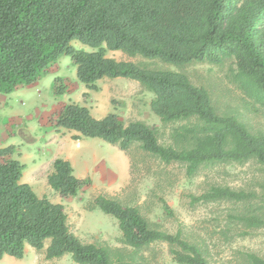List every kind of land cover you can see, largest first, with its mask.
Masks as SVG:
<instances>
[{
    "label": "trees",
    "instance_id": "obj_1",
    "mask_svg": "<svg viewBox=\"0 0 264 264\" xmlns=\"http://www.w3.org/2000/svg\"><path fill=\"white\" fill-rule=\"evenodd\" d=\"M75 41L95 51L77 49ZM108 51L146 62L119 61L108 57ZM64 56L71 58L79 82L90 92H99L103 79L136 81L153 95L149 108L163 125L182 124L171 132L172 142L164 144L145 121L124 123L114 112L97 119L87 106L69 103L51 124L56 130L79 133L74 140L100 139L125 153L136 145L165 164H183L189 178L220 164L254 161L264 166V133L252 131L236 114L221 113L210 92L185 73L149 63L184 68L222 66L232 60L236 69L230 78L249 100L248 108H264V0H0L1 96L37 83ZM69 87L56 78L54 93L63 95ZM14 154V146L0 148V260H22L31 247L45 249L48 260L70 256L76 264H134L153 244L166 243L176 264H212L206 246L181 231L162 230L138 207L104 195L97 196L90 209L116 219L124 247L83 242L70 228L65 205L40 198L22 181L25 165L13 159ZM48 185L70 200L90 180L78 178L71 163L59 158ZM192 198L250 205L258 196L255 191L212 185ZM252 207L231 218L247 228L264 226L258 208ZM243 259L246 264H264V257L253 252L243 253Z\"/></svg>",
    "mask_w": 264,
    "mask_h": 264
},
{
    "label": "rangeland",
    "instance_id": "obj_2",
    "mask_svg": "<svg viewBox=\"0 0 264 264\" xmlns=\"http://www.w3.org/2000/svg\"><path fill=\"white\" fill-rule=\"evenodd\" d=\"M73 45L77 49L95 51L77 41L73 42ZM107 56L119 61H145L141 57L130 58L120 51H108ZM149 63L153 67L185 73L193 84L210 92L215 106L221 113L236 114L252 131L264 133V108L256 106L257 111L252 105L251 109L248 108L249 100L245 99L243 93L231 81L233 69H236L232 60L222 66L203 63L184 68L165 65L159 61ZM57 77L70 85L69 92L55 95L52 84ZM98 86L99 92L89 91L88 97L85 98L86 93H83L87 88L79 82L77 68L71 58L64 56L51 65L37 88L16 90L17 92L6 95L5 103L8 105L1 108L0 118H3L10 108H14L19 114L20 128L26 133L30 128L33 136H41L42 138L38 139L41 140L45 139L44 130L47 128L40 126V116L43 115L42 120L47 119L46 124L49 125L62 104L74 102L90 108L92 115L97 119L114 112L124 123L132 120L145 121L156 130L161 143L172 142L171 132L182 124L163 125L149 108L153 95L145 91L138 82L125 78L103 79L98 82ZM64 135L69 140H74L73 137L76 136L72 131L65 132ZM18 137L22 138L19 131ZM82 139L81 143L70 144L67 152L75 164L76 176L88 174L90 180V185L86 186L77 198L62 199L56 192L48 189L45 181L35 185L41 195L48 194L50 201L62 202L61 204L65 205L70 228L83 242L112 248L124 247L116 219L100 209H90L93 200L99 195H104L123 204L138 207L146 218L159 225L162 230L172 234L181 231L188 240L206 246L210 251L212 264H246L243 253L247 252L264 257V226L247 228L231 218V215L237 212L248 210L251 204V209L258 208L257 214L264 218V166L254 161L244 165L220 164L203 168L196 176L189 178L183 164H165L145 154L136 145L129 153H125L117 146L100 139ZM23 140L27 141L28 137H23ZM43 142L32 144L34 155L38 154L39 157L45 150ZM122 159L127 163L125 173L122 171ZM212 185L255 191L258 198L250 205L193 201L192 196L199 197ZM48 245L49 242L46 247ZM0 264L76 263L70 256L48 260L45 249L36 251L28 247L24 259L6 256L0 260ZM134 264L176 263L168 244L155 243L140 253Z\"/></svg>",
    "mask_w": 264,
    "mask_h": 264
},
{
    "label": "crops",
    "instance_id": "obj_3",
    "mask_svg": "<svg viewBox=\"0 0 264 264\" xmlns=\"http://www.w3.org/2000/svg\"><path fill=\"white\" fill-rule=\"evenodd\" d=\"M50 74V73H49ZM59 78V77H57ZM56 79V78H55ZM42 79H40L37 83L23 87V88H18L17 90H33L34 88H37L40 85V82ZM55 82V80H54ZM52 87H54V83L52 84ZM33 88V89H32ZM54 89V88H53ZM88 90V89H87ZM84 92L83 94L87 93L89 94V90ZM25 91H21L25 93ZM17 92V91H15ZM11 95V94H10ZM6 97L0 95V112L1 108H4V106H7L8 104L5 103ZM74 103V102H72ZM67 105V104H62L61 109H59L57 112L60 113L62 108ZM48 114V113H46ZM50 114V113H49ZM43 119V115H41ZM55 118V116H54ZM40 121V126L45 127L47 129L44 130L45 136L43 138L38 140L41 136H33L30 131V128L27 129V133L24 131V129H21V124H20V119H19V114L14 110V108H10L9 111H7L3 118H0V148H7L10 146L15 147V154L13 156V159L19 160L21 163L25 165V170L23 173V178L22 181L24 183L29 184L32 186L34 191L37 193V195L40 198L43 197H49L48 199H51L48 194H40L36 190V183L45 181L46 185L48 186V189L53 192V190L49 187L48 185V176L53 172V163L56 159H64L68 160L71 165L74 168V173H76V168L75 164L72 162L71 155H69L67 152L69 151L70 144L72 143H81L83 139L79 141H74V140H69L65 138V132H69L67 130H56L52 124L50 123L49 125L46 120ZM50 126V128L48 127ZM18 131L22 134V138L18 137ZM60 131V132H59ZM75 135H79V133L72 131ZM23 137L26 138L28 137L27 141L23 140ZM42 138V137H41ZM44 140V142H43ZM43 142L44 148L45 149L43 152H41L40 156L38 157L34 155L33 150H32V144L36 142ZM31 143V144H30ZM27 145V147H26ZM19 156H15V155ZM38 158V160H37ZM123 162V169L122 171L125 173V169L127 166L126 160L122 159ZM77 174V173H76ZM75 174V175H76ZM80 179H88V174L83 175L81 177H78ZM55 193V191H54ZM57 194V193H55ZM52 201V200H51ZM59 203V202H55ZM62 203V202H60Z\"/></svg>",
    "mask_w": 264,
    "mask_h": 264
}]
</instances>
